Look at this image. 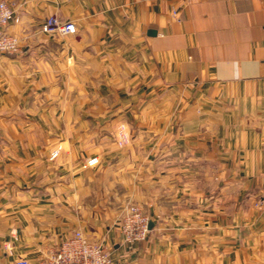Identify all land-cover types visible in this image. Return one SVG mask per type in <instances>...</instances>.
<instances>
[{
	"label": "crops",
	"instance_id": "obj_1",
	"mask_svg": "<svg viewBox=\"0 0 264 264\" xmlns=\"http://www.w3.org/2000/svg\"><path fill=\"white\" fill-rule=\"evenodd\" d=\"M5 1L0 264L74 230L112 264H264V0ZM127 203L152 222L131 246Z\"/></svg>",
	"mask_w": 264,
	"mask_h": 264
},
{
	"label": "built area",
	"instance_id": "obj_2",
	"mask_svg": "<svg viewBox=\"0 0 264 264\" xmlns=\"http://www.w3.org/2000/svg\"><path fill=\"white\" fill-rule=\"evenodd\" d=\"M18 21V11L14 5L0 0V52L14 53L19 50V38L6 29L11 23ZM41 30L45 33L65 35L75 33V26L71 21L50 15L45 18ZM124 141L125 137H120L119 143ZM57 154V151L52 152L51 159ZM97 163V157L87 160L90 166ZM149 222V217L143 214L137 205L126 206L118 222L123 243L131 246L144 240L150 232ZM16 264H112V260L110 251L103 242L91 240L82 230H74L38 261L20 259Z\"/></svg>",
	"mask_w": 264,
	"mask_h": 264
},
{
	"label": "rangeland",
	"instance_id": "obj_3",
	"mask_svg": "<svg viewBox=\"0 0 264 264\" xmlns=\"http://www.w3.org/2000/svg\"><path fill=\"white\" fill-rule=\"evenodd\" d=\"M3 53H5V52H3ZM122 136H124L125 137V141L124 142H122V143H119V139H120V137H122ZM114 139H115V142L119 145V146H122V145H125L128 141H129V135H128V133L125 131V129L123 128V127H120L119 129H118V131H117V133H116V135L114 136ZM54 151H57L58 153H59V151H58V149H55V150H53L52 152H54ZM52 152H51V154H52ZM51 154H50V159H51ZM57 156H58V154H57ZM56 156V157H57ZM55 157V158H56ZM55 158H53V159H55ZM92 158V157H91ZM98 158V157H97ZM53 159H51V160H53ZM89 159V158H88ZM87 159V160H88ZM87 160H86V162H85V164L86 165H88L87 164ZM98 162H99V159H98ZM96 165V164H95ZM90 166V165H89ZM93 166V165H92ZM128 205H133V204H131V203H127L125 206H124V208H123V210H122V212L124 211V209L126 208V206H128ZM122 212L120 213V215H119V217H118V221L117 222H119V219L121 218V215H122ZM117 226H118V224H117ZM118 229H119V232H120V228H119V226H118ZM121 234V233H120ZM88 237V236H87ZM121 239H122V235H121ZM142 241V240H141ZM123 242V241H122ZM105 244V243H104ZM106 245V244H105ZM107 246V245H106ZM108 247V246H107Z\"/></svg>",
	"mask_w": 264,
	"mask_h": 264
},
{
	"label": "water",
	"instance_id": "obj_4",
	"mask_svg": "<svg viewBox=\"0 0 264 264\" xmlns=\"http://www.w3.org/2000/svg\"><path fill=\"white\" fill-rule=\"evenodd\" d=\"M155 33H156V31L153 30V29H150V30L148 31V34H149V35H155ZM149 227H150V228L152 227V222H151V221L149 222Z\"/></svg>",
	"mask_w": 264,
	"mask_h": 264
}]
</instances>
